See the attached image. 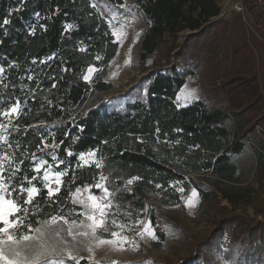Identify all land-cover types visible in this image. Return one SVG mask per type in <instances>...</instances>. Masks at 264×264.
<instances>
[{"label": "trees", "instance_id": "16d2710c", "mask_svg": "<svg viewBox=\"0 0 264 264\" xmlns=\"http://www.w3.org/2000/svg\"><path fill=\"white\" fill-rule=\"evenodd\" d=\"M102 2L113 6L126 2L139 18L144 30L138 53L141 72L152 70L147 59L158 47H164L169 59L179 51L180 63L199 82V100L186 107L177 104L185 79L174 66L153 69L142 83L119 99L124 101L122 104H117V99L100 104V95L115 89L106 80L120 52L105 15L101 16L90 0H0V66L6 69L4 83L8 85L0 87V108L17 98L22 103L28 101L24 109L27 115L14 119L22 130L28 126L27 132H13L9 136L13 147L8 149L0 141V149L14 153L17 163L24 160L17 179L25 174L34 175L30 170L32 154L37 158L44 156L37 151V145L41 137L52 142L50 131L55 133V142L60 145L58 158L73 164L77 157H67L68 149L74 153L99 149L107 157L103 169L106 174L111 171L112 176L124 179L142 177L130 186L131 193L120 195L123 202L130 201L135 209H149L148 218L160 237L155 246L182 241L183 233L161 218L160 207H176L183 202L182 194L169 181L181 180L184 196L195 188L200 197L198 210L206 214L218 198L232 203L238 194L250 191L244 187L247 180L264 176V80L258 72L261 55L251 42L250 19L238 14H233L231 21L218 19L221 8L215 0ZM247 6L253 12L250 0ZM56 8L60 9L58 13ZM36 13L40 14L39 19ZM254 18L259 25L264 24L263 20ZM4 19L9 20L8 25L2 23ZM66 24L75 27L66 30ZM32 25L34 35L30 34ZM186 31L192 34L185 39ZM81 46L86 51L81 52ZM97 55L100 60H96ZM49 56L54 59H47ZM90 64L103 69L92 84L82 79ZM64 68L69 71H62ZM53 83L55 88L51 87ZM44 97L52 104H47ZM73 117L76 125L83 127L82 133L73 125ZM41 121L44 126L36 127ZM157 127L160 141L167 140L171 146L157 144ZM76 136L80 138L73 142ZM17 140L20 147H16ZM176 140L180 143L176 144ZM153 146L157 151H153ZM45 158L52 163L50 157ZM174 159L179 163H170ZM56 170L59 169L53 164V171ZM97 172L94 165L70 170L64 177L59 204L51 207L44 205L46 190L38 179L34 181L42 188L37 197L42 206L40 216L55 213L60 205L72 207L69 189L93 183ZM156 183L167 190L156 189ZM156 192L160 194L155 195ZM152 199L157 204L151 203ZM164 225L168 226L167 230ZM212 237L226 264H264V222L230 213L216 225ZM212 247L208 240L198 243L179 264H202L200 253L209 254Z\"/></svg>", "mask_w": 264, "mask_h": 264}, {"label": "snow or ice", "instance_id": "6c2138e0", "mask_svg": "<svg viewBox=\"0 0 264 264\" xmlns=\"http://www.w3.org/2000/svg\"><path fill=\"white\" fill-rule=\"evenodd\" d=\"M91 6L97 12L100 11L97 3L94 2ZM55 11L58 13L60 9L56 8ZM109 13L107 22L112 28V35L122 44L127 36L125 28L128 19L121 18L122 23L119 27H113L112 22L120 17L117 11L109 9ZM100 14L103 16V13ZM36 16L37 19L40 18L39 13H36ZM2 23L8 25L9 20L4 19ZM30 27V34L34 35L35 26ZM41 27L45 31L47 30L46 26L41 25ZM74 27L73 24L65 25L66 30ZM136 37L138 39L139 33L136 34ZM80 51L84 52L86 48L81 46ZM47 59L51 60L54 57L49 56ZM100 59L101 57L97 55L96 60ZM131 60V49H129L125 64L130 65ZM33 63L36 61L33 60ZM5 71L6 69L0 66V87L3 88L8 87L4 83V80L7 79L4 75ZM62 71L67 72L69 69L64 68ZM102 71L103 69L90 64L82 73V79L92 84L94 74ZM112 75L115 77L116 73H112ZM28 79L31 80L32 76L29 75ZM51 87L55 88L56 84L53 83ZM30 95L34 98L35 93L32 92ZM44 99L47 104H52V101L47 97ZM180 99L195 101L199 99V96L195 89L185 86V90L180 94ZM27 107V99L22 103L17 98L14 103L0 108V121H7L6 123L0 122V141L6 144L8 149L13 147L9 142V136L13 132H27L28 130V126L22 130L19 124L14 123V119L18 120L21 115H27L24 112ZM72 122L74 126L79 127L76 125L75 117ZM40 126H44L43 121L36 127ZM9 128H11V132ZM79 131L82 133L83 127H79ZM176 131L180 132L182 129H176ZM159 132L160 129L157 127V144L165 143L171 146L167 140L160 141ZM67 134L66 132L65 136ZM48 135L52 137L51 143L47 138L41 137L40 143L37 145V151L44 153V156L37 158L35 153L32 154L33 161L30 170L34 175L31 177L25 174L17 179L24 160L21 159L17 163L14 153H10L7 149H0V264H81V261L85 259L89 261V264H92L97 248L108 246L116 251H125L127 250L126 246H131L133 250H139L141 241L147 243L150 240L158 241L160 239L156 227L148 218L149 209L147 207L142 210L135 209L130 201L123 202V197L120 195L121 193H131L130 186L141 180L142 177L137 175L124 179L122 176H112L111 171L106 174L103 169L106 166L107 157L99 149H88L79 153L68 149L66 156L76 155L75 164L66 159H60L57 156V149L60 145L55 142V133L50 131ZM79 138V136L74 137L73 142ZM60 143L63 144V141ZM103 143L108 144L109 142L104 141ZM140 143L146 142L140 140ZM175 143L179 144L180 141L176 140ZM15 144L16 147H20L19 140ZM197 147L199 146L197 145ZM49 149L51 151H48ZM153 151H157L155 146H153ZM98 152H100L99 155H97ZM45 156L50 157L52 163ZM170 163H179V160L174 159ZM53 164L59 170L53 171ZM61 165L64 167L61 168ZM93 165L98 170L93 183H85L82 186H77L74 190L69 189L68 200L73 205L72 207L60 205L55 213L40 216L42 206L37 197H40L42 188L46 190L44 205L48 207L54 204L58 205V197L65 183L64 177L68 175L69 171L74 172L76 168L92 167ZM37 179L42 188L34 183ZM75 180L76 176L73 174L71 181L74 183ZM120 181L123 183L121 184ZM182 183L181 180L169 181V185L175 187L176 191L182 194L181 199L185 201V207L193 209L199 202V193L195 188H192L190 195L184 196L185 188L181 186ZM155 188L167 190L160 183H156ZM159 194V192L155 193V195ZM31 217H36V219ZM167 228L168 226L164 225V230ZM81 252H87L88 256H82ZM146 264H152V262L148 261Z\"/></svg>", "mask_w": 264, "mask_h": 264}, {"label": "rangeland", "instance_id": "374dc122", "mask_svg": "<svg viewBox=\"0 0 264 264\" xmlns=\"http://www.w3.org/2000/svg\"><path fill=\"white\" fill-rule=\"evenodd\" d=\"M90 1L98 4L100 12L105 15L106 20L110 15L109 9L118 12L120 18L112 22L113 27H119L122 23L121 18L128 19V24L125 28L127 36L123 40V43L121 44L114 36L119 45L120 52L115 63H112L111 65L106 81L114 85L115 89L110 93H102L100 95V104L110 103L114 99L118 100L117 104H122L124 101L119 99L123 98L130 88L137 87L142 83L144 78L148 73L153 71V69L166 70L171 69L173 65L177 68L180 76L185 79V85L177 96V104L180 107H186L193 105L199 100L184 101L180 99V94L185 90V86L189 89H195L199 96V82L189 74V68L180 63L175 52L173 53L172 58L169 59L163 46L158 47L154 54L147 59V65L152 70H149L146 73L141 72L138 64V53L144 36V30L140 26L139 18L130 10L128 3L125 2L122 6H113L103 3L102 0ZM215 1L222 10L226 9V5L224 4L226 2L225 0ZM232 15L233 13L228 12L223 18L219 19L231 21ZM133 17L136 19L133 20ZM254 17L263 21L264 18H262L259 12L254 8L253 12L249 11L247 15V18H249L251 22L250 25H248V28L251 31V42L257 48L262 60V65L258 72H261L264 80V24L259 25ZM110 29L112 32L111 27ZM137 33H139L138 39L136 37ZM187 33L190 35L192 34V32L186 31V33L183 34L185 39L190 36H187ZM180 41L183 42L184 38L181 37ZM129 49H131L132 60L131 64L127 65L125 64V61L128 58ZM219 59L222 61V55L219 56ZM170 62L171 64L169 65ZM97 73L94 74L93 79ZM112 73H116V76L113 77ZM244 187L249 188L250 191L248 193L238 194L232 203L218 198L217 201L212 204L211 212L206 214L200 213L198 210L200 197L197 206L193 209L186 208L184 200L182 205L178 207H160L161 218L165 219L167 223L172 225L177 231L183 233L184 238L182 241H172L169 244L164 243L159 247L154 244L157 241L150 240L147 243L141 241L139 250H133L131 246H126L127 250L125 251H116L108 246H103L95 249V259L92 261V264H146L148 261H151L152 264H179L180 259L189 257V251L192 247L207 240L213 245V247L209 254L200 253L203 258L202 264H226L216 247L214 238L212 237V231L215 229L216 225L230 213L244 214L250 216L253 220L264 222V176H252L251 179L247 180L244 184ZM188 195H190V193ZM150 202L157 204V201L154 199ZM81 255L87 257L88 253L81 252ZM81 262L89 263L86 259Z\"/></svg>", "mask_w": 264, "mask_h": 264}, {"label": "built area", "instance_id": "2783aa9c", "mask_svg": "<svg viewBox=\"0 0 264 264\" xmlns=\"http://www.w3.org/2000/svg\"><path fill=\"white\" fill-rule=\"evenodd\" d=\"M224 3L226 5V9H221V14L218 17L223 18L228 12H231L233 14L242 15L244 18L248 15V6H247V0H225ZM256 11L259 12L260 16L264 18V0H250ZM258 131L259 128H258Z\"/></svg>", "mask_w": 264, "mask_h": 264}, {"label": "water", "instance_id": "95a60500", "mask_svg": "<svg viewBox=\"0 0 264 264\" xmlns=\"http://www.w3.org/2000/svg\"><path fill=\"white\" fill-rule=\"evenodd\" d=\"M186 35L189 36L190 34L187 33ZM178 52H179V51H176L175 54H177ZM174 66H175V65H173L171 68H173ZM151 72H152V71H151ZM151 72H150V73H151ZM132 88H133V87H132ZM132 88H130V89H132Z\"/></svg>", "mask_w": 264, "mask_h": 264}]
</instances>
